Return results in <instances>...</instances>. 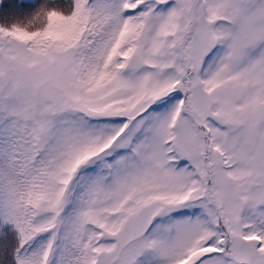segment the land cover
<instances>
[{"label":"snow or ice","instance_id":"6c2138e0","mask_svg":"<svg viewBox=\"0 0 264 264\" xmlns=\"http://www.w3.org/2000/svg\"><path fill=\"white\" fill-rule=\"evenodd\" d=\"M0 264H264V0H0Z\"/></svg>","mask_w":264,"mask_h":264}]
</instances>
